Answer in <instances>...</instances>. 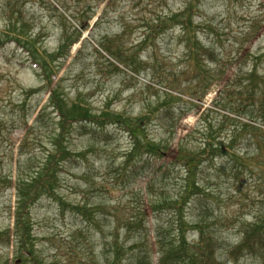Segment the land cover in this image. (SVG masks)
Returning a JSON list of instances; mask_svg holds the SVG:
<instances>
[{
	"label": "rangeland",
	"instance_id": "rangeland-1",
	"mask_svg": "<svg viewBox=\"0 0 264 264\" xmlns=\"http://www.w3.org/2000/svg\"><path fill=\"white\" fill-rule=\"evenodd\" d=\"M184 13L188 15L179 18L180 23L173 20ZM188 21L200 43L215 48L223 60L235 58L242 46L243 53L264 52V0H0V232L11 236L8 246H0V264H86L91 256L102 261L104 237L94 220L106 233L119 230L125 239L128 230L123 223L139 208L146 211L153 264H158L152 211L157 199L148 195L147 183L162 163L172 161L180 142L202 150L201 131L209 108H221L216 106L219 90H227L226 81L239 65L247 61L251 67L255 61V56L236 57L224 78L214 83L203 76L194 78L184 41ZM78 35L69 54L62 58L59 53L52 61L51 55ZM18 36L24 47L14 41ZM108 43L115 44L113 55L121 58L107 52ZM45 61H50L47 70L41 67ZM257 65L258 77H263L264 57ZM202 67L209 72L213 65L204 59ZM54 90L67 107L84 104L98 115L108 110L136 118L154 111L141 130L156 142L165 140L170 150L162 159L128 156L131 137L112 118L67 124L62 146L73 152L67 158L79 161H61L56 195L43 196L26 207L32 240L24 251L15 232L17 184L57 149L63 119L50 101ZM167 93L175 96L168 102ZM167 106L172 119L164 118ZM210 112L215 121L218 113ZM254 124L264 129L263 122ZM261 145L263 154L257 158L253 144L244 148L249 156L241 157L244 163L236 168L226 165L221 171L222 158L210 159L212 164L204 170L213 175L207 193L215 216L229 220L227 227L215 226L227 244L239 240L236 222L264 217L263 141ZM168 189L177 194L173 181ZM57 196L65 201L64 210ZM79 203L94 212L89 221L74 214L71 206ZM96 204L107 211L95 208ZM115 223L121 224L114 228ZM79 227L83 229L80 243L72 237ZM188 236L189 241L196 240L192 231ZM217 255L222 260L223 249ZM260 262L243 256L234 264Z\"/></svg>",
	"mask_w": 264,
	"mask_h": 264
},
{
	"label": "trees",
	"instance_id": "trees-1",
	"mask_svg": "<svg viewBox=\"0 0 264 264\" xmlns=\"http://www.w3.org/2000/svg\"><path fill=\"white\" fill-rule=\"evenodd\" d=\"M185 15L188 14L175 15L172 18L180 23L182 20L179 18L186 17ZM8 19L12 20L11 14ZM184 22L186 21H183L182 24ZM11 23L12 21H10ZM194 29L189 21L188 26L184 27L185 34H187L184 41H187L186 47L193 62L191 65L194 66V78L203 76L205 81L214 83L224 78L230 64H233L236 57L245 59L249 56L252 58L255 56V61H253L252 68L247 67V61L239 65L236 72L226 81L224 89L227 90H219L220 94L216 100V106L219 105L221 108L219 111L213 106L209 108L205 120L206 124L201 131V135L204 137L202 150L189 148L190 143L188 141L180 142L176 154L172 156V161L168 164L162 163L156 176L147 183L148 195L155 196L157 199L152 205V211L156 212L154 230L156 241L154 244H156L158 264H234L243 256L259 258L260 264H264V217L256 215L249 222H236L234 225L238 230L239 240L234 243L235 245L227 244L226 238L218 234L219 231L215 226L227 227L229 220L227 221L223 216H215V209L209 200L211 195L207 193V188L212 185L209 177L213 175L211 173V175H206L207 173L204 172L206 167L212 164L211 160L225 158V160L220 161L221 168L219 169L221 171H225L226 165H232L231 168H236V165L243 164L241 157L249 156V151L245 153L243 149H249L252 144L255 148V158L263 154L261 141L264 143V129L254 123H264V76L258 77L257 74V62L264 57V52L257 54L248 50L243 53L242 46L240 51L237 50L235 58L223 60L222 54L217 53L215 48H206L200 43L192 31ZM79 38V35L74 39L68 38L60 46L59 51L51 55L52 61L55 60L53 57L59 53L62 58H65L69 54L70 46L76 43ZM20 39L18 36L14 41L23 46L24 44H21ZM114 46L115 44L108 43L105 49L113 55ZM115 58H121V56L117 53ZM204 59L213 65L209 72H206L202 67ZM48 64L50 61L49 63L45 61L41 67L47 70ZM120 64L127 65L126 60H121ZM111 65L118 68L115 64ZM57 93V90H54L50 99L51 104L56 106L63 119V129L57 135L55 143L56 152H51L45 159L46 161H43V164L34 170V174L24 176L20 184H17L19 200L17 201L18 211L15 215V232L16 236L20 238V247L24 251H27L24 247L28 246V242L32 240L30 220L27 215L28 212L25 211L27 210L26 207L43 196L52 197L56 195L57 168L61 161L64 159L75 163L79 161L74 158H67L73 152L62 146L64 140L62 131L67 124L112 118L113 121L111 122L124 125L131 137L132 149L128 152V156L144 154L147 155L148 159H162L167 157L166 153L170 150L169 143H166L165 140L156 142L150 139L143 132V129L141 130V127L145 129V126L150 123L154 111L148 110L136 118H125L123 114H114L108 110H103L101 115H98L91 112L84 104L77 106V103L74 102L73 107H67L65 101ZM166 95V102L170 101L169 97H175L171 93ZM193 103L195 104V102ZM165 109L164 118L172 119L170 107L167 106ZM210 111L218 113L215 121L210 117ZM183 114L182 109L181 116ZM215 141L217 142L214 143ZM239 143L245 147H237ZM238 152L240 155L242 152V155L239 156ZM129 158L131 159V157ZM171 181H173L174 188L177 189L176 195L169 193L168 185L171 184ZM57 199L60 200L61 209L64 210L65 201L59 197ZM71 207L74 214L80 219L82 218L83 222L85 219L89 221L93 211L89 210L87 205L79 203ZM95 208L107 211L102 209L100 204H96ZM141 211L139 208L136 213L132 212V218H128L123 223L128 230L125 239L121 238L119 230L113 229L106 233L104 226H100L99 221L94 220V224L98 226L99 232L104 237L101 255L104 256L105 263L103 260L97 261L91 256L86 264H153V245L150 242V229L146 227V211ZM119 224L121 223H115L114 228L118 227ZM191 231L196 239L194 241H189L188 234ZM82 232V227L77 228L72 235L73 239L76 241L78 239L77 242H81ZM10 240L9 232H0L1 247L8 246ZM219 249H223L222 260L217 255Z\"/></svg>",
	"mask_w": 264,
	"mask_h": 264
}]
</instances>
